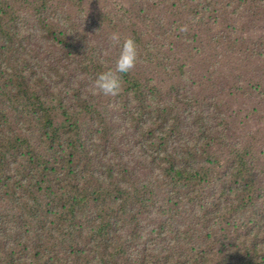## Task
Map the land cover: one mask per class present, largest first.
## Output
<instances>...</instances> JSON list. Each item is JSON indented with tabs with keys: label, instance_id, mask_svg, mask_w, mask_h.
<instances>
[{
	"label": "rangeland",
	"instance_id": "374dc122",
	"mask_svg": "<svg viewBox=\"0 0 264 264\" xmlns=\"http://www.w3.org/2000/svg\"><path fill=\"white\" fill-rule=\"evenodd\" d=\"M1 1L0 180L11 174V152L1 140L6 131L32 116L38 104L46 103L51 108L29 121L31 133L45 130L50 118L53 127L73 138L75 128L68 114L75 115L76 92H84L93 73L109 65L106 52L110 54L118 47L119 57L124 40L131 37L139 51V62L131 73L154 80V97L143 109L145 118L139 120L145 122L144 138L157 143L158 150L147 157L139 172L151 182L154 193L142 203L137 215L124 221L120 233L113 235L112 247L122 255L120 264H238L228 254L229 244L225 248L217 245L205 224L191 220V212L203 208L198 202L196 175L207 168L214 156L228 155L242 162L264 156V120H243L244 109L232 108L235 99L227 94L228 77L241 59H254L264 66V12L261 22L253 16L264 0H225L234 11L189 12L208 38L201 28L205 26L213 47L219 40L224 42L237 35L235 58L219 70L212 51H199L185 38L172 41L174 36L142 31L138 19L141 14L171 12H88L97 0H85L82 12H75V0ZM8 21H13L17 35L12 37L16 45L13 51L5 48L7 35L2 37ZM25 32L27 40L22 39ZM113 33L120 35L118 44L110 40ZM223 49L218 47V52ZM87 122L84 119L90 129L89 145L93 146L98 134ZM206 136L209 148L194 149ZM17 160L20 164L19 157ZM144 170L148 174H141ZM31 171L44 180L48 178L42 169ZM180 171L185 172L181 188L157 184L161 176ZM64 174L60 171L52 175L47 184H31L19 191V200L0 189V264H74L70 258L74 247L87 255L78 258V264H91L88 248L100 240L90 233L86 216L95 214L97 205L80 209L69 201L70 185ZM116 176L111 173L110 181ZM216 176L223 182L220 185L229 183L230 174ZM21 180L26 184L23 176ZM125 188L114 185L117 190ZM209 191L219 194L221 189L210 187ZM229 197L232 200L231 194ZM80 228L87 232L76 240L75 232ZM166 230L174 233L178 241L165 239ZM70 234H74L73 241ZM149 238L159 244L156 253H149L156 261L144 258Z\"/></svg>",
	"mask_w": 264,
	"mask_h": 264
},
{
	"label": "trees",
	"instance_id": "16d2710c",
	"mask_svg": "<svg viewBox=\"0 0 264 264\" xmlns=\"http://www.w3.org/2000/svg\"><path fill=\"white\" fill-rule=\"evenodd\" d=\"M39 1L49 3L56 0ZM97 1L89 7L88 12H171L169 15L141 14L142 17L138 19L142 31L149 33L153 30L162 35L174 36L172 41L185 38L188 44H193L199 51H212V59L218 70L229 66L236 56L237 35L226 38L224 42L219 40L213 47L208 40L211 35L207 34L205 26L201 28L208 38L201 33L199 25L189 13L234 11L225 0ZM83 4L85 0H75V12H82ZM1 6L2 1L0 8ZM263 12L264 4L253 12L257 22H261ZM194 17L196 18V14ZM6 23L7 26H14L13 21ZM257 30L258 27L255 31ZM200 36L205 39L198 38ZM14 47L15 45H5L7 51H13ZM218 47H224L222 53L218 52ZM117 50L118 47L110 54L106 52L105 60L109 65L102 71L93 73L94 78L86 85L84 92H76L75 115L68 114L69 122L75 128L73 138L53 127L50 118L45 130L31 133L29 121L31 118L41 117L51 108L46 103L38 104L32 116L8 129L1 138L11 152L9 182L6 186H0L3 193H11L19 200V191H25L34 183L47 184L52 175L62 171L70 185L69 201L76 203L80 209L97 205L94 209L96 213L86 216L90 220V233L100 240L94 247L88 248L91 264H94V260L97 264H120L122 255L112 247L113 235L120 233L124 221L137 215L142 203L154 193L151 182H148L145 175H139L147 157L158 150L157 143L144 138L145 122L139 120V117L145 118L143 109L154 97V80L151 77L144 78L141 73L122 74L123 88L116 97L95 93L92 87L100 73L115 68L113 62L118 59ZM259 72L262 77H257ZM228 79L227 94L235 99L232 101V108L244 109L243 120H264V66L254 59L243 58ZM64 109L72 113V110ZM84 119L98 134L96 145H89L90 129L83 123ZM209 146L210 141L206 136V140L194 149H207ZM34 168L44 170L48 178L44 180L39 174L32 172ZM160 169H163L161 162ZM111 173L117 174L113 181H110ZM174 173L161 176L157 184L161 187L181 188L184 179L182 174L185 172ZM225 173L230 174L229 183L220 185L223 182L216 174ZM141 174L148 173L144 170ZM22 176L26 184H23ZM196 176L198 202L203 208L193 209L191 220L205 224L207 230L214 234L212 240L217 245L225 248L229 244L228 254L238 264L264 263V156H254L249 161L242 162L232 156L219 154ZM114 185H125L126 188L117 190ZM232 185L236 188L233 189ZM210 187H219L221 191L219 194L211 192ZM251 198H256L258 202H252ZM86 232V229L80 228L75 232L76 240L78 235ZM163 236L169 241H178L175 234L168 230L164 231ZM70 237L73 241L74 234H70ZM145 245V260L156 261L149 253L158 251V242L149 238ZM81 257L87 258V255L74 247L70 256L73 263L78 264L77 260Z\"/></svg>",
	"mask_w": 264,
	"mask_h": 264
},
{
	"label": "clouds",
	"instance_id": "9594fccd",
	"mask_svg": "<svg viewBox=\"0 0 264 264\" xmlns=\"http://www.w3.org/2000/svg\"><path fill=\"white\" fill-rule=\"evenodd\" d=\"M181 30L183 31L184 29L182 28ZM15 33L16 30L14 26L9 25L6 27V30L2 32L3 39L5 38V34L8 37V42L5 41V45H15L14 41H12V37L17 36ZM22 39H28L26 32L25 37ZM110 40L118 44L120 42L119 33H113L110 36ZM138 62V46L135 40L129 37L123 42L119 57L115 63V68L102 72L98 75L97 79L92 85L94 92L111 97H116L119 95L123 88L122 74L130 73L132 70H134ZM8 182L9 178L1 179L0 185L6 186Z\"/></svg>",
	"mask_w": 264,
	"mask_h": 264
}]
</instances>
